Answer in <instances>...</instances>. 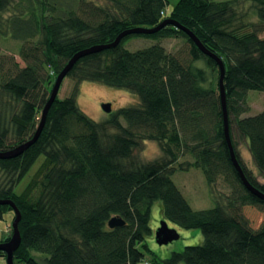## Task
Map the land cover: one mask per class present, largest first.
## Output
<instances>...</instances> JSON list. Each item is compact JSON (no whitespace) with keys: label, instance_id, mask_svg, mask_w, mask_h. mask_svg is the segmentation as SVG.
Masks as SVG:
<instances>
[{"label":"trees","instance_id":"16d2710c","mask_svg":"<svg viewBox=\"0 0 264 264\" xmlns=\"http://www.w3.org/2000/svg\"><path fill=\"white\" fill-rule=\"evenodd\" d=\"M12 1L0 0V13ZM103 2L27 0L25 17L21 13L4 21L20 42L24 66L0 51V150L32 137L55 76L75 52L168 18L222 60L231 144L247 180L264 194V106L257 114L241 116L246 91L264 90V37L259 36L264 0H177L167 12L168 0ZM242 2L249 3L257 21L247 32L236 10ZM4 22L0 18V34ZM177 36L185 41L175 53L158 43L134 51L124 47L132 37ZM66 76L74 80L71 92L55 97L36 141L15 158L0 159V199L11 200L20 212L21 242L13 264H138L141 248L147 249L156 201L162 219L199 229L202 242L172 251L161 262L153 259L154 264H264V200L244 187L231 163L214 59L185 32L166 25L152 34H128L113 48L79 58ZM82 81L124 89L138 103L95 122L76 103ZM234 134L245 140L261 181L241 160ZM144 140L155 141L162 157L134 162L132 151ZM184 155L190 157L185 167L200 169L208 186L220 178L229 188L212 207L193 209L173 182L174 164ZM40 156L29 182L15 193ZM245 208L262 216L255 225ZM11 211L0 205V220ZM113 216L124 225L109 228ZM10 235L11 228L0 242ZM4 258L0 251V264Z\"/></svg>","mask_w":264,"mask_h":264},{"label":"rangeland","instance_id":"374dc122","mask_svg":"<svg viewBox=\"0 0 264 264\" xmlns=\"http://www.w3.org/2000/svg\"><path fill=\"white\" fill-rule=\"evenodd\" d=\"M168 5L165 8L166 12L171 9L177 0H168ZM224 1V0H215ZM98 5L104 4L103 0L97 1ZM28 8L27 0H13L10 8L6 9L4 12L0 13V18L2 21H7L13 15H22L25 17L27 15L26 11ZM236 10L238 14L242 15L241 19L244 23L243 31L247 32L252 29L249 24L257 22L254 14L252 13L249 3L242 2L237 7ZM2 34H0V51L4 56L13 57V59L18 62L19 66L23 67L24 62L20 59L18 55V50L20 47V42L11 37L10 29L8 23L3 24ZM258 28H261L260 26ZM263 28V27H262ZM260 37H264V31L259 34ZM184 38L182 37H167L161 39H147L141 37H132L126 39L124 42V47L130 51L137 49H142L148 47L152 44L158 43L164 47V49L169 53H175L184 44ZM199 66H203V62H197ZM50 76L53 77L54 73L49 71ZM74 85V80L71 77L65 76L59 87L57 97L64 98L67 97ZM138 101L136 95L124 90L108 87L96 82L82 81L78 84V95L76 97V103L80 110H82L89 118L95 122H103L108 117L102 111L101 104L110 103L112 111H116L120 107L129 106L135 104ZM137 104V103H136ZM245 105L247 107L246 111L241 114L244 115H254L260 112L264 106V90L250 89L245 93ZM121 122H123L120 119ZM234 140L236 142V148L238 154L243 161L244 165L251 171L252 175L259 178L256 168L251 160L249 152L246 147L245 140L239 138L234 134ZM162 157V152L155 141L144 140L140 141L137 147L132 151V160L138 164L146 163L155 159ZM43 157L40 156L37 161L32 165L28 173L22 178V180L14 187L15 193H20L25 185L29 182L30 178L42 162ZM190 162V157L184 155L180 157L178 161L174 164L175 172L172 175V180L176 186L180 189L184 198L187 200L188 204L193 209H207L215 204V200L221 201V196H225L229 193V188L226 184L219 178L213 186H208L202 171L198 168L185 167L183 162ZM182 164V170L178 169V164ZM2 176L0 175V182L2 181ZM158 201L154 202L151 206L150 211V228L152 229L150 235L146 239L147 249L141 248L143 256L138 264H154L153 259L158 261L164 260L172 251H180L183 247L187 245H198L202 242V234L199 229H182L180 227L174 226L167 222L170 228L176 229L179 238L172 242L164 245H159L155 241V231L159 227L160 222L163 220L160 217ZM246 215L250 218V221L255 225L260 219V213L255 210H248L245 208ZM13 219V212H7L3 219L0 220V240L4 239L11 228V222ZM5 264V260H4Z\"/></svg>","mask_w":264,"mask_h":264},{"label":"water","instance_id":"95a60500","mask_svg":"<svg viewBox=\"0 0 264 264\" xmlns=\"http://www.w3.org/2000/svg\"><path fill=\"white\" fill-rule=\"evenodd\" d=\"M166 25H173L176 28L185 32L189 36V38L195 43L197 48L202 53H204L205 55H207V56H209L215 60L217 66H218V70H219L218 87H219V92H220V101H221V108H222L223 136H224V140L226 142L227 148H228L231 163H232L233 167L235 168L236 172L238 173V176H239L242 184L244 185V187L253 195L264 200V194L262 192H260L257 188H255L252 184H250L249 181L247 180L246 176L244 175V172H243L240 164L238 163V160L235 156V153H234V150H233V147L231 144V140H230V136H229V130H228L224 88H223V84H222V80H223V76H224V65L222 63V60L216 54H214L213 52L208 50L188 28H186L183 25H181L180 23L173 21L171 19H168V18L164 19L157 26L152 27V28L133 27V28L125 29V30L121 31L111 42H108L106 44H94V45H91L89 47H86L84 49H81V50L75 52L69 58V60L66 62V64L63 66V68L58 72V74L55 78V82L51 88L49 97H48L47 101L45 102V104L42 108L38 126H37L34 134L32 135V137L30 139L26 140L25 142L11 148V149L4 150V151L0 150V159H10V158L16 157V156L20 155L32 143H34L36 141V139L38 138V136L41 132V129L43 127L48 109L50 108L53 100L55 99V97L57 95V91H58V88H59V85H60L62 79L67 75V73L70 71L72 66L75 64V62L79 58L86 56L88 54L97 53V52L102 51L104 49L113 48V47L117 46L119 44V42L121 41V39L128 34H134V33L152 34V33L157 32L159 29L163 28ZM101 108L105 113H109L111 111L110 103L101 104ZM0 204L9 205L12 208L13 213H14V217H13L12 222H11L10 238L7 241L0 242V250L3 251L6 255L5 263L6 264H13V253L18 248V246L21 242L20 233H19V229H18V223L20 220V212L11 200L0 199ZM124 223L125 222L120 217L113 216L108 220L107 225L109 228H114L116 226H122V225H124ZM178 238H179V235H178L176 229L170 228L167 224V221L163 219L160 222L159 227L155 231L156 243L159 245H164V244H167V243L172 242L174 240H177Z\"/></svg>","mask_w":264,"mask_h":264},{"label":"bare ground","instance_id":"6f19581e","mask_svg":"<svg viewBox=\"0 0 264 264\" xmlns=\"http://www.w3.org/2000/svg\"><path fill=\"white\" fill-rule=\"evenodd\" d=\"M165 10H166V9H165ZM57 74H58V73H57ZM56 76H57V75H56ZM56 76H55V78H56ZM55 78H54L53 84H54V82H55ZM63 79H64V78H63ZM63 79H62V80H63ZM61 82H62V81H61ZM53 84H52V86H53ZM60 85H61V83H60ZM60 85H59V87H60ZM58 90H59V88H58ZM57 93H58V91H57ZM56 96H57V95H56ZM136 103H138V102H136ZM136 103H135V104H132V105H137ZM110 105H111V104H110ZM225 105H226V104H225ZM129 106H131V105H129ZM125 107H126V106H125ZM41 111H42V110H41ZM102 111H103V110H102ZM103 112H104V111H103ZM111 112H114V111H112V109H111V111H110L109 113H106V114H110ZM104 113H105V112H104ZM40 115H41V114H40ZM245 116H250V115H245ZM30 138H31V137H30ZM30 138H29V139H30ZM23 152H24V151H23ZM23 152H22V153H23ZM22 153H21V154H22ZM21 154H20V155H21ZM18 156H19V155H18ZM16 157H17V156H16ZM14 158H15V157H14ZM10 159H11V158H10ZM0 205H6V204H0ZM12 211H13V210H12ZM0 251H1V250H0ZM4 254H5V253H4ZM5 257H6V255H5ZM4 260H5V258H4ZM5 264H6V263H5Z\"/></svg>","mask_w":264,"mask_h":264}]
</instances>
